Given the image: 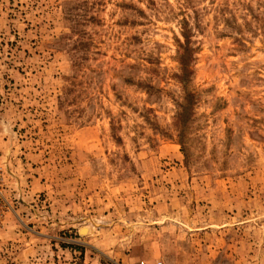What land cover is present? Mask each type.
I'll return each instance as SVG.
<instances>
[{
	"label": "rangeland",
	"instance_id": "1",
	"mask_svg": "<svg viewBox=\"0 0 264 264\" xmlns=\"http://www.w3.org/2000/svg\"><path fill=\"white\" fill-rule=\"evenodd\" d=\"M264 264V0H0V264Z\"/></svg>",
	"mask_w": 264,
	"mask_h": 264
},
{
	"label": "built area",
	"instance_id": "2",
	"mask_svg": "<svg viewBox=\"0 0 264 264\" xmlns=\"http://www.w3.org/2000/svg\"><path fill=\"white\" fill-rule=\"evenodd\" d=\"M143 264V263H142Z\"/></svg>",
	"mask_w": 264,
	"mask_h": 264
}]
</instances>
